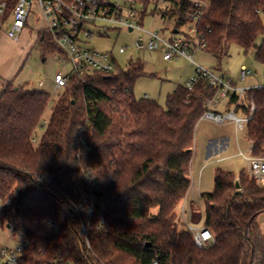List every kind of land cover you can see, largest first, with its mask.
I'll return each instance as SVG.
<instances>
[{"label":"trees","instance_id":"trees-1","mask_svg":"<svg viewBox=\"0 0 264 264\" xmlns=\"http://www.w3.org/2000/svg\"><path fill=\"white\" fill-rule=\"evenodd\" d=\"M146 8L154 0H139ZM19 0H0L6 10L0 32ZM172 4L176 0H166ZM197 23L207 53L219 62L229 44L255 50L264 64V0H210ZM175 30L191 21V3H177ZM172 8L152 11L163 18ZM146 14L143 13L142 19ZM171 17V16H170ZM44 55L61 50L41 31ZM262 37L258 45L257 39ZM147 74L130 58L114 72L69 75L36 146L34 136L51 96L9 83L0 95V197L13 204L15 225L25 235L30 264H264V184L244 170L217 169L215 187L202 193L204 227L214 241L197 247L178 210L190 188L195 132L217 88L205 79L193 90L180 86L166 107L138 99L134 85ZM237 96L229 103H236ZM252 118L246 138L264 156V86L247 92L240 111ZM82 134L86 146L81 145ZM240 187L236 188V182ZM5 206L4 214L12 211ZM88 227V249L83 225Z\"/></svg>","mask_w":264,"mask_h":264},{"label":"rangeland","instance_id":"rangeland-1","mask_svg":"<svg viewBox=\"0 0 264 264\" xmlns=\"http://www.w3.org/2000/svg\"><path fill=\"white\" fill-rule=\"evenodd\" d=\"M154 8L153 3L147 8L143 28L149 31H157L167 38H175L172 34L174 24L169 20V17L163 18L159 14L153 15ZM40 12L37 2L34 1L29 16L31 28L24 32L23 37V40L29 46L17 78L18 82H33L39 79L40 76L44 77L45 83L41 86L42 92H46L51 96V103L44 114L42 124L38 127L34 136L36 146L39 144L49 123L54 104L63 92L54 84V78L59 72L66 75L72 70L67 59L59 53L44 55L40 46L36 43L38 28L43 25L42 20L40 22L36 21L40 16ZM8 23L7 21L2 29H8ZM180 31L185 33L188 28H182ZM138 37L146 38V34L110 28L106 36L94 37L87 46L98 52L114 53L121 68H126L132 56L135 60L141 59L147 75L139 78L135 83V96L138 99L148 96L156 100L161 106L166 107L168 94L180 86H186L188 81L196 75V66L184 58L165 61L159 52L138 54L130 50L127 54H119L120 48L132 47ZM262 39V37L257 39L258 45L262 42ZM225 55L222 61L219 62L213 55L200 52L196 54L195 60L197 64L204 68H209L222 77L232 79L237 87L242 85L249 87L264 86V64L256 61L255 50L245 53L237 45L229 44ZM244 65L253 73L252 77H248L247 80L240 78L241 67ZM218 111L224 113L225 105L221 104ZM238 115L242 116L241 113H238ZM249 145L246 138V129L238 130L235 122L226 121L219 124L207 118L201 119L195 132L193 158L189 169L192 182L189 197L193 196L197 204L195 207L191 206V208H199L193 216V221L196 223L191 222L192 216L189 210L183 211V213L185 212V218L183 219L181 216L182 209L178 210V217L185 225L184 227L188 225L197 229L204 227L205 206L198 198V188L200 193L213 192L217 169L233 172L236 176H239L246 168V160L243 155L249 157L252 155ZM5 206L12 208V211L4 214ZM262 229L264 231V226ZM24 239V233L15 225L13 204L3 201L0 197V248H15L21 245Z\"/></svg>","mask_w":264,"mask_h":264},{"label":"built area","instance_id":"built-area-1","mask_svg":"<svg viewBox=\"0 0 264 264\" xmlns=\"http://www.w3.org/2000/svg\"><path fill=\"white\" fill-rule=\"evenodd\" d=\"M34 1L37 2L48 21L47 31L61 50V56L67 59L72 68L69 74L59 73L55 76L54 82L58 89H64L67 86L71 74L83 76L95 72L103 74L114 72L120 66L115 54L98 52L87 45L94 37L106 36L110 28L123 29L129 32H143L146 34V38L138 37L132 47L120 48V55L133 50L138 54L159 52L165 61L184 58L196 66V75L186 84L189 90H193L201 79L207 80L210 85L217 88L216 95L207 101V110L201 119L207 118L219 124L233 121L238 130H244L247 122L252 118L255 110L254 105L251 106L248 115L240 111V106H242L247 92L251 89L237 87L232 79L222 77L211 69L196 63V54L207 51L204 36L198 34L197 23L209 7L210 0H186L191 3V9L187 13L191 21L183 27L188 28L185 33L174 34L175 28L173 27L172 34L175 38H167L157 31H149L143 28L144 19H142V15L147 13V8L139 0H19L12 14V22L8 31L10 38L17 39L26 28ZM154 1V9L156 10L167 8L176 10L170 15L171 17L168 16L175 26L181 18L179 6L176 4L180 0H176L172 4L166 0ZM5 10L6 4L3 3L0 5V21ZM252 75V71L247 66L241 67L240 78L242 80H246ZM260 87L262 86L257 88ZM235 96H237L238 101L230 104L229 100ZM145 97L149 98L148 96ZM221 104L226 106L224 113L218 111ZM238 113H241L242 116H239ZM83 135L81 145L84 147L86 140ZM253 151V143L250 142L252 155L250 157L243 155L246 160L245 170L258 184H264V156L256 157L253 155ZM198 198L200 199V195ZM181 216L182 219L185 218L183 210ZM82 225L88 249L91 250L88 240V227L83 222ZM187 228L192 232L197 247L206 246L214 241L212 232L206 227L197 229L188 225ZM26 246L27 244L23 242L15 248H0V264H30L25 261ZM53 264H58V262ZM60 264L69 263L60 262Z\"/></svg>","mask_w":264,"mask_h":264},{"label":"crops","instance_id":"crops-1","mask_svg":"<svg viewBox=\"0 0 264 264\" xmlns=\"http://www.w3.org/2000/svg\"><path fill=\"white\" fill-rule=\"evenodd\" d=\"M39 9H40V7H39ZM40 11H41L40 16L37 18L36 21L40 22V20H42L43 25L40 28H38V34H37V39H36V43L38 45H39V41H40V35H39L40 33L39 32L47 31V27H48V21L45 18L41 9H40ZM8 22H9L8 23L9 28L8 29H2L0 32V95L9 83H12L17 88H23L25 91H42L41 86H43L45 83L44 77L40 76L39 79H37L33 82H18L17 81L18 74H19V72L22 68V64L26 58L27 47L29 46V44H26V42L23 40L24 32L27 31L29 28H31L30 24H29V18L27 21L26 28L22 31V33L19 34V37L17 39L10 38L8 35V31L10 29V25L12 22V17L10 18V20ZM54 84H55V82H54ZM259 86L260 85L249 87V86H243L242 85L240 87L248 88V89H254V88H257ZM225 110H226V106H225ZM249 144H250V142H249ZM249 148H250V145H249ZM191 187H192V184H191ZM190 190H191V188H190ZM190 190H189V192H190ZM189 192H188L185 200L182 202L181 206L179 207V210H180V208L181 209L183 208L182 209L183 211L189 210L190 214L192 216L191 222L196 223L193 221V216H194V213L198 211L199 207L195 208V209L191 208V206H193V207L196 206L195 205L196 202L193 199V196L189 197V194H190ZM201 194H202V192L200 193V189L198 188V195H201ZM184 214H185V212H184ZM200 219H201V216H200ZM258 222H259L261 228H263V226H264V213L258 217Z\"/></svg>","mask_w":264,"mask_h":264},{"label":"water","instance_id":"water-1","mask_svg":"<svg viewBox=\"0 0 264 264\" xmlns=\"http://www.w3.org/2000/svg\"><path fill=\"white\" fill-rule=\"evenodd\" d=\"M26 1H30V0H26ZM174 34H178V30H174V32H173ZM240 187V184H239V182L237 181L236 182V188H239Z\"/></svg>","mask_w":264,"mask_h":264}]
</instances>
